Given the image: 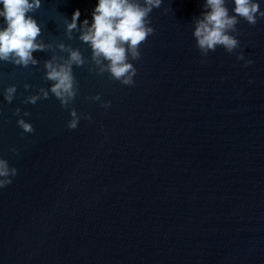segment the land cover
Instances as JSON below:
<instances>
[{"label":"water","instance_id":"95a60500","mask_svg":"<svg viewBox=\"0 0 264 264\" xmlns=\"http://www.w3.org/2000/svg\"><path fill=\"white\" fill-rule=\"evenodd\" d=\"M95 3L42 0L31 14L51 47L36 65L0 61V157L17 169L0 188V264H264V18L237 25L245 66L223 47L200 53L203 0H163L129 86L89 71L88 45L65 34V18L91 20ZM61 42L89 58L74 66L71 106L92 119L76 129L51 94L21 103L50 84L44 61L67 55Z\"/></svg>","mask_w":264,"mask_h":264},{"label":"clouds","instance_id":"9594fccd","mask_svg":"<svg viewBox=\"0 0 264 264\" xmlns=\"http://www.w3.org/2000/svg\"><path fill=\"white\" fill-rule=\"evenodd\" d=\"M162 3L163 0H96L91 20L87 17L80 20L78 8L72 12L70 19L65 18V34L71 39L73 32H78V39L88 45L91 65H94L89 67V71L98 74L107 72L110 79L131 86L135 84L134 77L137 74L133 61L140 59L142 43L155 31L149 19L150 14ZM261 3L264 0H231L229 8V0H203L202 11L195 18L192 28L200 53L207 56L219 46L228 53H235L245 66L251 64L252 61L245 59L243 52L236 51L240 48L237 25L241 19L255 25L259 18H264ZM41 4L42 0H0V61L24 67L36 65L38 61L33 52L51 47L38 39L41 26L31 14ZM57 47L67 55L53 56L44 61V76L50 84L23 96L21 103L35 104L51 94L69 111L67 127L76 129L82 116L89 121L92 119L89 114H80L71 106L79 91L74 66L89 64V58L79 48L63 42L58 43ZM23 87L28 90L31 85L25 83ZM16 95L15 84L3 89L2 96L6 102L11 103ZM89 99L99 101L105 109L111 105L110 100L101 99L100 93ZM20 113L19 107L13 110L23 133L34 132L32 123L23 118L30 113L27 110L23 111V116ZM12 151L17 150L13 148ZM16 174V167L10 165L6 158L0 157V188L10 184Z\"/></svg>","mask_w":264,"mask_h":264}]
</instances>
